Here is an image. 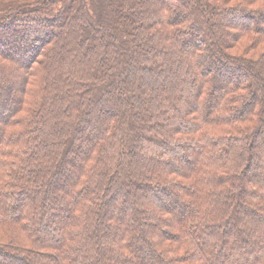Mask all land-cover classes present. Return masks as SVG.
<instances>
[{
	"label": "trees",
	"instance_id": "trees-1",
	"mask_svg": "<svg viewBox=\"0 0 264 264\" xmlns=\"http://www.w3.org/2000/svg\"><path fill=\"white\" fill-rule=\"evenodd\" d=\"M0 264H264V0H0Z\"/></svg>",
	"mask_w": 264,
	"mask_h": 264
},
{
	"label": "rangeland",
	"instance_id": "rangeland-1",
	"mask_svg": "<svg viewBox=\"0 0 264 264\" xmlns=\"http://www.w3.org/2000/svg\"><path fill=\"white\" fill-rule=\"evenodd\" d=\"M193 42L194 43H196L197 42V39L195 38V39H193ZM193 42H191V43H193ZM4 47V46H3ZM5 48V47H4ZM259 152H261L260 150H259Z\"/></svg>",
	"mask_w": 264,
	"mask_h": 264
}]
</instances>
